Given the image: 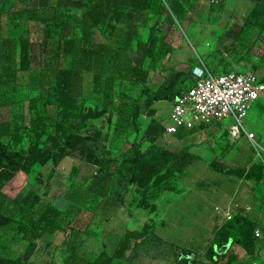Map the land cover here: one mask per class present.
I'll return each instance as SVG.
<instances>
[{
    "label": "rangeland",
    "instance_id": "rangeland-1",
    "mask_svg": "<svg viewBox=\"0 0 264 264\" xmlns=\"http://www.w3.org/2000/svg\"><path fill=\"white\" fill-rule=\"evenodd\" d=\"M83 2L6 0L3 6L0 122H7L9 128L0 134V140L20 151L19 159L24 166L21 169L28 168V172L20 171L23 175L17 176L24 183L23 188L30 186L41 169L43 180L46 179L42 202L52 199L53 204L63 208L61 220L67 233L46 234L29 243L20 240L12 226L1 227L0 264H65L66 256L73 254L72 247L77 255L91 258L102 248L113 251L124 228L140 227L150 218L154 223L150 232L132 240L124 257L115 258L112 264H182L185 255L190 253L209 262L223 249L226 254L237 256L230 264H264V244L261 245L264 222L257 224L263 233L259 239L261 250L256 252L253 248L255 213L264 206V177L259 181L245 179L215 170L209 164L212 157L219 158L226 166L247 167L254 161L264 164V90L252 101L237 136L228 131L230 116L202 122L174 135L164 134L161 124L150 117L167 122L171 101L146 99L144 102L141 95L146 93L150 97L163 88L171 93L183 90L190 81L191 68L200 64V56L208 50L218 63L222 60L223 64L237 63L238 66L224 71L252 70L264 82V16L257 24L251 23L252 17H247L249 23L239 30L243 18L231 10L223 14L232 22L234 30H230L235 33L228 34L231 59H225L220 48L214 46L222 40L217 25L211 26L212 11L207 1H187L175 15L162 7L167 5V0H155L151 8L125 13L113 30L104 24L95 28L91 44L102 42L107 48H101L100 56L95 55L98 60L93 56L85 62L78 49L64 58L58 53L63 38L80 36L77 17L84 9ZM210 3L211 8L219 9V1ZM29 7L34 8L37 18L29 17ZM150 34L155 38L152 57L140 49ZM10 36L29 40L28 68H18L17 62L13 67H5L8 64L5 40ZM78 42L80 46L81 41ZM206 59L203 57L208 63ZM57 64L80 70L82 77L83 93L76 107L66 111L56 106L51 87ZM134 66L148 70L146 83L120 77ZM95 73L99 76L97 81ZM139 103V113L133 118V108L139 107ZM80 108L88 110L86 117L79 113ZM45 114L48 127L60 119L80 124L77 128L85 141L75 138L74 132L78 129L71 127L72 144L67 150L80 158L91 157L92 152L99 155L101 170L108 173L103 194L86 188L85 182L92 170L88 163L73 159L80 163L71 174V165L59 163L55 171L60 153L50 149L44 136L37 139L30 130L31 120ZM15 131L21 135L18 144L11 138ZM189 144L208 148L209 155L175 173L170 180L174 190H163L156 196L150 193L152 199L158 198L154 212L143 207L137 209L135 203L140 192L151 188V178L167 164L163 148L175 151ZM121 158L126 166L134 160L129 167H124L128 181H134L124 185L117 170ZM15 173L2 149L0 183L9 182L8 192H13L9 187L14 188L18 182L13 183ZM237 212L243 217L241 227L224 237L226 220ZM29 250L32 251L27 256ZM214 264H225V258H219Z\"/></svg>",
    "mask_w": 264,
    "mask_h": 264
},
{
    "label": "trees",
    "instance_id": "trees-1",
    "mask_svg": "<svg viewBox=\"0 0 264 264\" xmlns=\"http://www.w3.org/2000/svg\"><path fill=\"white\" fill-rule=\"evenodd\" d=\"M83 1L84 9L77 17V24L80 27V36L79 38H76V36L63 38L61 44L59 45L60 48L58 49V53L64 58L78 49L81 51L84 61L89 62L93 56H100L102 53L101 48H107L106 44L102 42H97L94 44V46L91 44V39L95 28H98L100 25L104 24L109 30H113L116 28L117 23L122 20L125 13L131 11H142L151 8L155 0ZM187 1L190 2L191 0H167V5L162 4V7L166 10V12L170 11L171 13L178 15L182 11L185 2ZM252 1L254 2V5L247 13L246 20L244 21L243 25L249 23V21H247V17H252L251 23L257 24L262 19V16H264V1ZM5 3L6 0H0V23L2 17L4 16L3 6ZM27 12L29 13L30 18H37L34 8H27ZM78 40L81 41L80 46L78 44ZM154 43L155 38L150 34L140 45V49L143 51V53L152 57L154 53ZM5 45L8 47L6 52L8 64L5 67H13L16 62L18 63V68L20 69H26L29 67L31 52L30 43L27 38H16L10 36L5 40ZM95 57L93 59L98 60V58ZM86 66L89 67V64ZM53 71L54 76L51 87L53 89L56 106H58L61 111H66L76 107L77 99L83 93L80 70L74 67L57 64ZM120 77L126 79L134 78L142 83H146L148 78V70L134 66L129 70L122 72ZM94 78L95 81L98 80L99 76L97 73L94 74ZM189 80L190 81L187 86L191 83L190 75ZM180 91L171 93L167 88H163L158 94H153L150 97L146 93L141 95H144L145 102L146 99H149V101L172 99ZM139 110L140 103L139 107L137 106L133 108V118L138 115ZM79 113L82 114V117H86L88 115V110H83L80 108ZM47 118L48 115L46 114L42 116H35L31 120L30 130L34 131V135L37 139H40L42 136H44V142L49 144L50 149L56 150L60 153L58 155L59 159L64 154L68 153L67 149L72 144L73 132L70 130L71 127L76 129L80 124H73L60 119L52 121L50 124L51 127H48L46 121ZM150 118L151 120L154 118L157 122H159L163 131L164 126L161 120L156 116H151ZM8 126L9 124L7 122H5V124L0 122V134L6 133L9 128ZM191 128L192 127H180L177 129L176 133L182 129L184 131H188ZM74 133L77 135L75 138L79 137L85 141V136L79 132V129ZM11 138L14 144H18L21 139V135L15 131L11 133ZM2 149L5 150L6 162L12 169L18 170L24 167L21 160L19 159L20 151H18L16 148L7 147L0 140V151ZM163 152L167 156V164L151 178V188L146 190L144 188L142 192H140V196L136 201L137 206L148 208L150 212L155 211L157 208L156 202L153 201L151 197H149L150 193L152 196H156L160 191L174 190L175 186H172L170 183L173 175L175 173L182 172L187 164L200 159V156L189 150V146L187 145H183L175 151L163 148ZM137 155L138 154H136V156ZM86 159L90 162L98 164L97 171L87 183L86 188L93 193L103 194L106 189L108 173L106 171L102 172L100 160L93 152L91 153V157H86ZM133 161H130L129 163L131 164ZM124 162V159L121 158L119 159V163L117 165L118 175L123 185L125 182L128 183L134 181H128V176L125 174L126 170L124 167H129L128 165L130 164L126 166ZM209 164L215 170L223 171L228 174H235L245 179L259 181L264 176V164L261 161H254L247 167L226 166L220 160L214 157L209 161ZM25 170L27 171L28 168ZM50 173H53V171ZM43 177L42 171L39 169L36 173L33 184L26 191L18 190L16 192H8V190L4 189L6 182L3 180L0 183V228L12 226L16 233L20 234L22 238L30 240L31 243H33V239L42 236L44 233H53L58 230H64V224L61 220L62 209L50 201L42 202L43 190L46 187V179L43 180ZM154 188L156 190L155 192L152 190ZM242 222L243 217L240 212H237L235 216L226 220L224 237L232 235L237 228L241 227ZM153 226V220H145L140 227L126 228L119 239L118 245L113 251H108L106 248H102L95 256L91 258H84L77 255L74 247H72L74 250L73 254L66 256L64 263L70 264L71 262L73 263V261H76L77 264H112L113 259L121 258L125 255L126 251L131 245L132 239L144 237L153 228ZM221 251L222 252H216L214 254L215 258L209 262L201 261L202 259L196 256L194 253L186 254L182 264H214L219 258H225V264H230L237 257L235 253L226 254L224 249ZM30 252L31 250L27 252V256L30 254Z\"/></svg>",
    "mask_w": 264,
    "mask_h": 264
},
{
    "label": "built area",
    "instance_id": "built-area-1",
    "mask_svg": "<svg viewBox=\"0 0 264 264\" xmlns=\"http://www.w3.org/2000/svg\"><path fill=\"white\" fill-rule=\"evenodd\" d=\"M190 76L191 83L168 99L171 107L168 121L161 120L163 133L174 135L180 127L190 128L230 116L228 131L239 135L243 118L264 90V82L252 70L213 71L202 61L192 67ZM255 233L259 234L257 229Z\"/></svg>",
    "mask_w": 264,
    "mask_h": 264
},
{
    "label": "crops",
    "instance_id": "crops-1",
    "mask_svg": "<svg viewBox=\"0 0 264 264\" xmlns=\"http://www.w3.org/2000/svg\"><path fill=\"white\" fill-rule=\"evenodd\" d=\"M191 1H194V0H191ZM195 1H200V0H195ZM202 1V0H201ZM203 1H207L208 3H209V10H211L212 11V13L210 14V16H209V19H210V21H211V26H215V24L217 25L216 27L218 28V36H220V39L222 40V42H220V43H216V44H214V46L215 47H218V48H220V50H221V56L222 57H225V59H226V57H227V59H231V54H230V46H229V40L231 39V37H229L228 36V34L230 35V32H231V35L233 34V36H234V34L235 33H233V31L232 30H230V29H233L234 30V28H231V24H232V22L227 18V17H225V16H223V14H225V12H228V11H233V13H236V15L241 19V18H243V21L241 22V24H240V27L238 28L239 30L243 27V26H245V25H243V23H244V21L246 20V15H247V13L251 10V8L253 7V5H254V2L252 1V0H217V1H219V9H218V7L216 6V7H212V8H214V9H212L211 8V1L212 0H203ZM216 2V1H215ZM223 17V18H222ZM209 53V50L208 51H206L205 52V54L203 55V57H206L207 59V61H208V63H206L204 60H203V57H201L200 56V61H202V62H204L205 64H208L210 67H211V69L212 70H215V71H222L223 69H227V67H233V66H238L237 65V63H229V64H223L222 63V61L224 62V60H222L221 62H217L218 61V59H216L215 57H214V55H209L208 54ZM237 70H242V69H240V68H238ZM243 71V70H242ZM227 127H228V125H227ZM82 135H84V134H82ZM189 146V150H191L192 152H194V153H196V154H198L200 157H204V156H208L209 155V149L208 148H206V147H202V146H200V145H196V144H189L188 145ZM96 154H97V152H96ZM96 157L98 158V159H101L100 157H99V155L97 154L96 155ZM213 158V157H212ZM211 158V159H212ZM73 159H77L78 161H80V162H85V163H88L89 165H91V167H92V170H91V173H90V175H89V179L88 180H86V182H85V184L87 185V183L90 181V179L92 178V176L94 175V173L97 171V168H98V164H96V163H94V162H90V161H88L86 158H80V157H78V156H76V155H73V154H71V152L69 153H66V154H64L63 156H61L58 160H57V163H56V165H55V171H56V168H57V165L60 163L61 165H65V166H69V165H71V167H70V172H69V174H71L72 172H73V170H74V168H77L78 167V165H79V163L80 162H76V160H73ZM210 159V160H211ZM218 160H219V158H217ZM209 160V161H210ZM73 161H75L74 163H73ZM221 161V160H220ZM222 162V161H221ZM223 163V162H222ZM20 171H22V173L23 172H26V170H23V169H18V170H15V174L13 175V177H12V179L14 178V176L16 175V177L13 179V183H15V181L17 180L18 182H16L17 184L16 185H13L14 186V188H11V186L9 187V189H11L10 191H13V192H16V191H18V190H23V191H26L32 184H33V182L30 184V186H28L27 188H23V186H24V183L23 182H21L20 180H18L17 179V176H19V175H23L22 173H20ZM54 170H53V172H55ZM28 172V171H27ZM20 173V174H19ZM37 173V172H36ZM35 176H36V174H35ZM264 177V176H263ZM34 180H35V178H34ZM12 181V180H11ZM9 182H7L5 185H4V189L5 190H7V187L9 186V184H8ZM70 184V183H69ZM6 185H8V186H6ZM99 195H101V194H99ZM49 197V196H48ZM42 198H43V194H42ZM153 201H155L156 202V205H158V198H155V199H152ZM47 201H50V202H52V203H54L53 201H52V199H48ZM136 204V203H135ZM55 205H57V204H55ZM58 206V205H57ZM59 207V206H58ZM136 207H137V209H139V207L140 206H137L136 205ZM60 209H62V213H63V208H61V207H59ZM144 208V207H143ZM147 210H148V208H146ZM150 212V211H149ZM152 212H154V211H152ZM62 213H61V215H62ZM251 217H253V216H251ZM151 219V218H150ZM150 219H148V220H150ZM151 220H153V219H151ZM255 221H256V228H255V230L257 229L258 230V232H259V234L258 235H256V237L254 238V240H253V242H254V246H253V248L255 249V251L256 252H260V250H261V245H263L264 244V241L263 242H261V245H260V242H259V239H260V237L263 235V233H262V231L260 230V228L259 227H257V224H259V223H261V222H264V206H262L261 207V209L259 210V211H257L256 213H255ZM125 229L126 228H124V230H123V232L125 231ZM56 232H63V233H67L66 232V230H58V231H56ZM56 232H53V233H44L42 236H40V237H38V238H35V239H33L32 240V242L34 243V241L35 240H39V239H41V238H43L46 234H54V233H56ZM123 232L121 233V236H122V234H123ZM150 232V231H149ZM148 232V233H149ZM147 233V234H148ZM146 234V235H147ZM145 235V236H146ZM19 236H20V240H25V241H28L29 243L31 242L30 240H28V239H25V238H22L21 237V235L19 234ZM144 236V237H145ZM143 238V237H142ZM138 239H141V238H138ZM132 240H136V239H132ZM132 240H131V242H132ZM64 243V242H63ZM131 246V245H130ZM32 251V250H31ZM31 253V252H30ZM124 257V256H123ZM123 257H121V258H123ZM117 259H119V258H117ZM114 260V259H113ZM64 262H65V259H64ZM113 262V261H112Z\"/></svg>",
    "mask_w": 264,
    "mask_h": 264
}]
</instances>
